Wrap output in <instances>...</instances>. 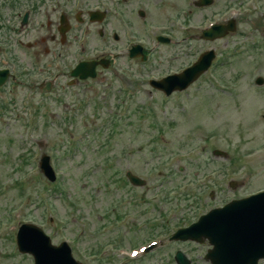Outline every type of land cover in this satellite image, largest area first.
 Returning <instances> with one entry per match:
<instances>
[{"label":"rangeland","instance_id":"374dc122","mask_svg":"<svg viewBox=\"0 0 264 264\" xmlns=\"http://www.w3.org/2000/svg\"><path fill=\"white\" fill-rule=\"evenodd\" d=\"M192 1L128 2L144 8L145 21L142 24L146 21L156 23L159 31L165 29V25L173 35L179 37L187 36L186 24L201 25L209 18L218 17L225 0L199 8L194 7ZM188 7L192 11H188ZM129 17L135 26L144 29L135 10ZM239 24L243 28L246 23L241 20ZM233 39L236 47L243 46L240 36ZM116 44L122 43L118 41ZM181 45L189 55H193L202 47L203 40L196 34L188 35ZM211 45L223 46L225 41L209 42L208 46ZM91 49L88 47L86 52ZM171 51L173 49L170 47H161L157 52L160 57L155 59L166 62L162 55ZM193 57L177 64L183 65ZM225 60L231 63L216 61L210 73L207 72L187 90L174 92L168 98L152 91L146 80L138 92L129 88L133 96L125 94L127 101L124 111L127 114L118 120L120 123L114 130L111 142L106 139L107 132L112 130L107 121L110 113L116 111L114 104L118 94H121L116 88L118 79L111 76L115 73L112 69H102L95 78L83 80L75 87L65 86L64 78H61L59 85L63 87L59 86L52 92L37 89L43 76L37 74L35 77L32 73L19 77L21 83L18 85L9 84L0 89V221L10 214L8 211L11 207L22 202L18 199L20 190L16 180L24 183L26 197L22 212L28 214V218H22V214L19 215L21 212L16 211V220L4 229V232L8 231L7 237L0 232V264H32V256L18 252L14 243L13 233L20 219H30L41 225L54 243L66 238V235L74 237L81 234L80 247L83 246L84 254H87L95 239L94 228L107 221L104 211L110 203H115L119 195L127 202V212L137 223L138 233L144 234V224L148 219H158L160 224H167L170 231L177 224L195 220L200 213L213 206L242 193L263 188L264 120L261 115L264 100L261 97L264 99V96L256 93H263L264 88L256 87L253 78L256 74L264 77V46L254 50L246 45L239 55H226ZM117 62L122 65L117 68L127 69L129 73H143L152 68L148 65L142 67L136 61L124 58ZM154 63L150 62L151 65ZM156 69L153 71H163L166 66L162 64ZM217 79H220L219 83ZM7 100L8 110L4 111L1 104H6ZM78 100L82 102L79 108L74 104ZM26 101L33 108L39 107L42 114L41 119L29 128L21 119L28 116ZM117 110V115L121 116V108ZM62 119H65V123ZM70 122L68 128L66 123ZM66 132L79 141L78 146L63 143ZM106 142L110 144L106 145ZM215 148L225 151L228 157L214 156L212 151ZM29 151L34 153V158L24 164L22 157ZM41 153L50 155L58 178L65 183L64 193L51 194L48 191L50 195L47 198H50L52 209L38 207L34 202L39 201L40 196L45 197L42 193L43 177L34 178V175H40L37 161ZM107 157L112 158L113 168L110 171L106 167ZM126 168L132 171L137 169L135 173L146 179L149 190L142 192L140 189L143 188H131L128 183L129 187L123 183L121 177ZM85 170L86 176L83 175ZM87 171H90L89 174ZM245 175L249 176V182L244 188H228L229 179L241 180ZM183 183L189 184L186 198L179 199L182 192H177V198L172 196L170 202L163 201L167 188ZM139 193L143 199L137 206L132 198ZM153 193L160 197L159 205L162 208L158 202L154 203L157 206L147 203ZM67 199L73 200L75 205L71 206ZM178 207L187 208L176 209ZM61 218L65 219L64 232L58 228ZM185 246L189 253L205 251L206 247ZM170 250L161 249L155 260L150 259L151 263L159 261L161 256L165 257L163 254ZM72 252L79 261H88L87 257L81 258L74 249Z\"/></svg>","mask_w":264,"mask_h":264},{"label":"flooded vegetation","instance_id":"af4514ba","mask_svg":"<svg viewBox=\"0 0 264 264\" xmlns=\"http://www.w3.org/2000/svg\"><path fill=\"white\" fill-rule=\"evenodd\" d=\"M107 25L124 16L125 0H103ZM99 0H0V67L23 61L26 51L53 53L62 63L75 57L76 33L94 22L90 10ZM89 32V30H88ZM23 54L21 56L20 54Z\"/></svg>","mask_w":264,"mask_h":264},{"label":"water","instance_id":"95a60500","mask_svg":"<svg viewBox=\"0 0 264 264\" xmlns=\"http://www.w3.org/2000/svg\"><path fill=\"white\" fill-rule=\"evenodd\" d=\"M196 71L190 74L195 77ZM186 230L191 235L204 234L213 243L207 254L212 264H255L264 256V193L212 209ZM18 244L22 251L33 253L35 264H76L68 247L50 246L39 230L27 242L19 234Z\"/></svg>","mask_w":264,"mask_h":264}]
</instances>
